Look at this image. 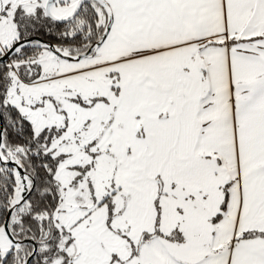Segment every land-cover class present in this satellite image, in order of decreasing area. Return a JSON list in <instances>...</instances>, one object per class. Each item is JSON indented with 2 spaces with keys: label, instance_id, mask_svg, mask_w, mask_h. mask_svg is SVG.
Wrapping results in <instances>:
<instances>
[{
  "label": "snow or ice",
  "instance_id": "1",
  "mask_svg": "<svg viewBox=\"0 0 264 264\" xmlns=\"http://www.w3.org/2000/svg\"><path fill=\"white\" fill-rule=\"evenodd\" d=\"M0 264H264V0H0Z\"/></svg>",
  "mask_w": 264,
  "mask_h": 264
}]
</instances>
